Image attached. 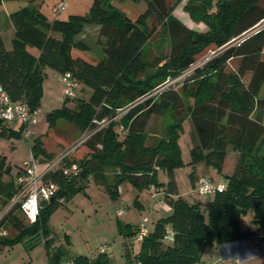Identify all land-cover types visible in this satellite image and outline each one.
I'll return each instance as SVG.
<instances>
[{"label":"trees","instance_id":"obj_1","mask_svg":"<svg viewBox=\"0 0 264 264\" xmlns=\"http://www.w3.org/2000/svg\"><path fill=\"white\" fill-rule=\"evenodd\" d=\"M6 1L12 0H0V5ZM180 2L94 0L88 15H73L67 21H50L35 7L10 14L15 37L9 49L0 34V86L13 101L27 102L36 111L40 109L44 82L50 71L60 75L70 72L92 94L88 101L78 99L74 109L69 105L72 100L66 98L61 108L48 115L49 129L64 120L84 131H98L74 155L81 167L77 178L52 174L60 189L41 209L36 222L25 227L18 216L19 205L0 220V229L9 223L19 232L13 238L0 236V248L25 238L36 237L33 242L41 240L38 234L42 229L46 231L61 200L84 192L92 183L103 187L113 199L119 198L118 187L122 184L138 192L155 187L169 207L167 214L150 221V232L141 241H138L140 224L118 223L126 264L206 262L204 257L209 249L255 236L254 231L243 227L242 219L249 212L253 213L252 223L264 233V156L260 155L264 142L261 111L264 99L259 98L264 87V0H201V19L212 31L208 39L197 36L173 15ZM192 16L197 17L193 12ZM86 25L100 26L103 45L100 59L90 57V46L77 38ZM161 25L167 27L171 37L170 61L166 66L173 67L174 75L188 69L207 49L220 48L234 38L243 39L240 45L227 48L196 70L198 74L205 70L208 74L190 92L189 105L183 95L188 89L187 81L180 90L169 87L156 97L150 94L149 84L138 80L146 68L145 47ZM234 58L240 62L237 72L232 73L227 70V63ZM247 74L251 78L245 83ZM124 105H128L127 111L117 120L115 109ZM170 109L174 124L167 136L148 145L151 117ZM108 117L112 119L109 127L100 128L99 122ZM187 120L198 141L191 148L189 164L203 163L205 171L215 170L226 184L224 190L207 196V211L201 203L182 194L176 179V170L184 167L179 140ZM116 126L125 132L122 140ZM27 128L22 123L19 131L0 120V139L20 135ZM230 147L239 153V159L232 175H223L230 170L227 164ZM31 151L40 160L54 157L39 137L35 138ZM116 167L121 173L110 181L107 170ZM162 173L165 181L160 180ZM21 174L22 167L15 173L0 156V195L5 206L21 190L18 182ZM191 175L195 181L196 172ZM135 205L141 207L138 202ZM168 229L173 232L172 239L168 238ZM63 260L58 251L50 257L49 264ZM71 260L74 264H113L107 251L101 249L97 257L79 256Z\"/></svg>","mask_w":264,"mask_h":264},{"label":"rangeland","instance_id":"obj_2","mask_svg":"<svg viewBox=\"0 0 264 264\" xmlns=\"http://www.w3.org/2000/svg\"><path fill=\"white\" fill-rule=\"evenodd\" d=\"M61 0H12L6 1L0 5V29L7 27V34H4V40L9 48L12 47L11 41L14 38V25L10 19L12 12H15L25 7H35L39 9L50 21L56 19L67 21L73 15L86 16L90 13L94 0H68L67 9L61 13H55L54 7ZM201 0H181L174 8L173 15L178 18L188 28L194 30L197 36L203 39H208L211 36V28L201 19L200 3ZM192 12L196 14V18L192 16ZM96 25H86L83 32L77 37L84 40L90 46V57L100 59L103 55V45L100 42L99 32L96 30ZM11 28V30H9ZM243 39L234 38L228 44L220 47L207 49L194 64L185 71H178L174 75V69L171 66H166L170 61L171 52V37L165 25L158 28V32L145 47L146 68L139 76L138 80L151 86L150 94L158 97L160 91L166 88L181 89L188 82L187 91H183L186 103L189 105L190 92L197 88L204 80L208 72L205 70L201 74L196 72V66L212 53L217 56L224 52L227 48L240 45ZM200 46L202 42L198 41ZM13 43V42H12ZM33 51H37L33 48ZM240 59L234 58L227 63L229 72H237ZM57 72L50 71L49 78L44 82L43 97L41 99L40 112L37 116V122L31 123L28 126L29 137H26L27 130L20 135L16 134L11 138L0 139V156L6 160L7 166H10L15 173L19 167L30 159L31 145L34 144L35 138H40L47 152L54 157L67 149L72 144L76 143L81 137L89 134L91 131H84L78 125L64 120H60L55 127L49 129L48 115L54 110L63 106L64 100L67 98L62 90L61 82L59 81ZM251 74H247L244 78L245 83H248ZM92 94V90L86 86L77 88V97L70 99L69 105L73 109L77 107L78 99L88 101ZM264 99V87L259 96ZM128 105L122 108H116V118L126 110ZM261 109V108H260ZM264 115V108L261 109ZM107 119L99 122L101 128L109 127L110 121ZM97 122L96 120H94ZM13 129L21 130L22 122L19 120L6 122ZM98 123V124H99ZM174 124L171 109L162 115H154L151 117L148 125V145L157 144L161 139L167 136V131ZM116 130L120 133V140L125 136V132L120 126H116ZM196 134L189 120L184 123V132L180 135L179 146L182 153L184 167L176 170V179L179 183L180 191L192 192L188 194L190 200L203 199L207 196H201L196 190H190V183H194L193 171L206 173L209 176L215 177V170L210 172L205 171V165L198 163L192 166L191 148L196 146ZM260 155L264 156V142L261 145ZM239 159V153L234 151L232 147L228 150L227 164L230 166L229 171H225L228 175H232L235 166ZM228 170V169H227ZM121 173L119 168H110L107 170V177L112 181L115 176ZM7 178V177H6ZM160 180L165 181L166 176L162 173ZM92 183V182H91ZM122 184L119 185V198L113 199L112 196L101 186L90 184L84 192L74 195L67 200H61L62 204L51 215L49 225L41 230L38 234L41 240L29 243L32 238H25L9 243L0 248V264H49L50 257L54 256L58 251L61 252L64 260H71L79 256L97 257L100 254L102 247L106 248L111 261H119L121 248L123 246V238L118 233L119 222H131L132 225H137L139 220L147 213H150L149 204L155 199L151 190H143L138 192L136 189ZM139 196L141 202L146 205V209L135 205V198ZM5 199L0 195V220L9 212L12 201L5 206ZM118 211H125L121 217H117ZM252 213H247L243 219V227L255 228L256 232L261 231L259 225L252 223ZM20 220L25 227H30L33 222L29 221L22 212L18 213ZM255 232V233H256ZM19 232L9 223L3 229H0V236L4 238L16 237ZM264 237V236H263ZM252 240L247 241L251 244ZM247 243L241 242L230 247L232 250L241 254H248ZM63 260V261H64ZM120 264V262H118ZM253 264V263H250Z\"/></svg>","mask_w":264,"mask_h":264},{"label":"built area","instance_id":"obj_3","mask_svg":"<svg viewBox=\"0 0 264 264\" xmlns=\"http://www.w3.org/2000/svg\"><path fill=\"white\" fill-rule=\"evenodd\" d=\"M68 0H61L53 9L55 13H61L67 9ZM244 35L243 37H245ZM242 39V38H240ZM217 56L216 53H212L206 56L197 66L198 68L204 67L208 62L213 60ZM59 81L62 85L64 95L69 99L77 97V88L79 83L73 78L70 72H66L59 76ZM127 111V109L125 110ZM124 111V112H125ZM40 109L32 111L30 105L27 102L13 101L10 96L6 93L4 88L0 86V120L9 122L19 120L23 124L37 122V116L39 115ZM101 128V126H100ZM91 132L81 137L76 143L69 146L67 149L62 151L59 155L53 157L50 160H40L36 158L32 151L31 157L22 166V174L18 178V182L21 185V190L12 199L11 208L15 205H19L20 212L31 222H36L43 206L42 201L48 203L56 196L60 189L59 184L54 180L52 174H62L67 178H77L81 173V167L75 160V153L78 148L85 143L96 131L90 130ZM29 131L27 128L26 137H29ZM197 191L201 196H210L217 191H222L226 188L225 183H217L209 176H200L197 182ZM151 192L154 199L156 200V206L159 209H169L163 199L157 197V190L152 187ZM10 208V209H11ZM125 214V211H118L117 217H121ZM150 218L144 217L140 222V229L138 234V240H143L150 232L149 229ZM173 232L168 229V238L172 239ZM263 238V236H260ZM106 248L102 247L101 252H105ZM52 264H74L73 260H64ZM132 264H142L141 262H134ZM196 264H209L207 262H198Z\"/></svg>","mask_w":264,"mask_h":264},{"label":"crops","instance_id":"obj_4","mask_svg":"<svg viewBox=\"0 0 264 264\" xmlns=\"http://www.w3.org/2000/svg\"><path fill=\"white\" fill-rule=\"evenodd\" d=\"M3 4H4V2H3ZM8 16H10V15H8ZM92 27H95L96 30L99 32L100 26H92ZM7 30H8L7 27L5 29H0V34H1L3 39H4V34H7V32H6ZM9 30H11V28ZM14 37H15V31H14ZM13 40H14V38L11 41L12 47H13V44H12ZM79 40H82V39H79ZM6 46H7V44H6ZM12 47L11 48L8 47V48L12 49ZM30 50L37 55L39 54L38 51L35 52L31 48H30ZM102 52H103V50H102ZM102 57H103V55H102ZM197 142L198 141L196 140V143ZM210 171L211 170H206V172H210ZM223 175H228V174L226 172H224ZM196 176L197 177H196V180L194 181V183H192V184L190 183L189 185L191 188L190 190H193V188H194L196 190V192L198 193V191H197L198 178L200 176H204V174L197 171ZM209 177L213 178L214 181L217 183H223V181H224L223 176L218 174L217 172L215 174V177L214 176H209ZM128 189L131 190V187H129ZM191 193L192 192H190V191H186L185 193H182V194H184L188 197V194L190 195ZM157 197L162 199V192L161 191L158 192ZM207 200H208V197L205 198V200L198 198V199H195L192 201L201 203L202 206H205V210L207 211L208 210ZM136 202H138L139 206H141L143 209L147 208L146 205H144V203L140 201L139 196H136L135 203ZM148 208L150 210V213L149 214L147 213L144 217H149L150 221L167 214V210H169V209H159L156 206V200L151 202L149 204ZM251 216H252V220H253V213ZM144 217H142L141 220H139V223L137 222V226L140 224V222L142 221V219ZM126 223L132 224L129 221H127ZM245 228L256 232L255 228H258V227L257 226L253 227V225H252L251 228H248V227H245ZM260 236H264V233L262 231H257L255 236L252 239H249V240H252L251 244L247 243V241H249V240H245V241H238V242H234V243H230V244L221 245L218 248H211V249H209V251L205 255L204 260L209 264H250V263L264 264V239L260 238ZM241 242L247 243L246 245L248 248L247 249L248 254L245 253L246 255L241 254L237 251H234L230 248L233 245H236V244L241 243ZM124 249H125V247L123 244V246L121 248L120 259H119V261H116V259L114 261H111L113 264H119L118 262H120V264H126L127 259L124 256V252H125Z\"/></svg>","mask_w":264,"mask_h":264},{"label":"water","instance_id":"obj_5","mask_svg":"<svg viewBox=\"0 0 264 264\" xmlns=\"http://www.w3.org/2000/svg\"><path fill=\"white\" fill-rule=\"evenodd\" d=\"M47 204H48V202L45 201V200L41 202V205H42L43 207H45ZM35 239H36V237L32 238V239L29 241V243H32Z\"/></svg>","mask_w":264,"mask_h":264}]
</instances>
